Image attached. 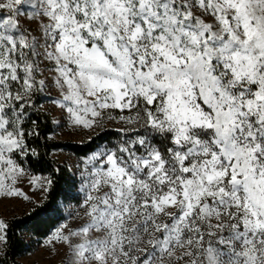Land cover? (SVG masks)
Instances as JSON below:
<instances>
[{
  "label": "snow or ice",
  "instance_id": "obj_1",
  "mask_svg": "<svg viewBox=\"0 0 264 264\" xmlns=\"http://www.w3.org/2000/svg\"><path fill=\"white\" fill-rule=\"evenodd\" d=\"M0 198L60 264H264V0H0Z\"/></svg>",
  "mask_w": 264,
  "mask_h": 264
},
{
  "label": "trees",
  "instance_id": "obj_2",
  "mask_svg": "<svg viewBox=\"0 0 264 264\" xmlns=\"http://www.w3.org/2000/svg\"><path fill=\"white\" fill-rule=\"evenodd\" d=\"M33 118L36 119L37 117L34 116ZM39 122L41 124L42 134H48L49 129L53 128L50 121H46L43 115L39 117ZM114 136V131H106L95 140L92 147H95L96 143L112 139ZM61 145H66L64 150L75 154H82L89 150L86 144L61 143ZM54 198L59 199L58 196ZM9 223L11 225L9 229L11 243L7 250V255L0 257V264H22L20 258L33 249V241H29V239H43L51 225L47 215L41 214L40 216H36L33 211L23 217L12 219Z\"/></svg>",
  "mask_w": 264,
  "mask_h": 264
},
{
  "label": "rangeland",
  "instance_id": "obj_3",
  "mask_svg": "<svg viewBox=\"0 0 264 264\" xmlns=\"http://www.w3.org/2000/svg\"><path fill=\"white\" fill-rule=\"evenodd\" d=\"M40 102L44 103L45 101L42 99ZM55 130L57 132L59 131V129ZM59 142L83 145L79 143V137H69L67 133H65L64 136L60 137ZM70 153L71 152L64 150L65 157H67ZM74 158L75 157L73 156V159ZM66 162L67 161H65V163ZM24 190L32 195V192L27 186H24ZM31 211L32 206L23 201L22 198H0V217H4L8 221L28 215ZM43 239H29V241H33V249L20 258V262L22 264H60L61 254H58L51 249H46L43 245Z\"/></svg>",
  "mask_w": 264,
  "mask_h": 264
}]
</instances>
